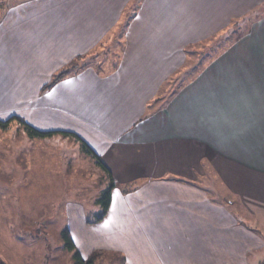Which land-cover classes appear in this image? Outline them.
<instances>
[{
  "label": "crops",
  "instance_id": "obj_1",
  "mask_svg": "<svg viewBox=\"0 0 264 264\" xmlns=\"http://www.w3.org/2000/svg\"><path fill=\"white\" fill-rule=\"evenodd\" d=\"M263 6L10 0L0 7V120L25 114L40 131L77 134L115 179L100 225L71 232L82 256L103 238L122 252L121 264H264V85H243L244 71L226 54L190 83L171 85L189 48ZM245 40L264 52V36ZM79 58L84 66L41 92ZM228 68L238 80H227ZM27 87L33 95H10ZM12 100L24 107H6Z\"/></svg>",
  "mask_w": 264,
  "mask_h": 264
},
{
  "label": "rangeland",
  "instance_id": "obj_2",
  "mask_svg": "<svg viewBox=\"0 0 264 264\" xmlns=\"http://www.w3.org/2000/svg\"><path fill=\"white\" fill-rule=\"evenodd\" d=\"M9 1L0 0V7L4 9ZM250 13L189 48L186 67L170 79L171 85L190 83L207 66L213 69L225 54L228 62L244 71L240 74L243 85H264V73L258 72L259 67L264 71V52L251 49V41L245 40L264 36V6ZM237 76L228 68V81L238 80ZM31 88L3 95L17 98L24 92L27 97L34 93ZM12 101L6 107H24ZM20 116V121L0 129V259L4 264H76L75 251L65 247L62 233L98 220L104 210L99 200L109 177L73 137L33 138L26 130L31 123L25 114ZM97 246L94 264H121L119 249L108 246L103 238Z\"/></svg>",
  "mask_w": 264,
  "mask_h": 264
},
{
  "label": "trees",
  "instance_id": "obj_3",
  "mask_svg": "<svg viewBox=\"0 0 264 264\" xmlns=\"http://www.w3.org/2000/svg\"><path fill=\"white\" fill-rule=\"evenodd\" d=\"M250 14H252V13H248L247 15H245L242 18L236 19L235 22H238L241 19L246 18ZM232 24H233V21H232ZM80 66H84V60L82 58L77 59L75 62L72 63V65L70 67H68V69H66V70L62 71L61 73H59L58 75H56L48 84H46L42 87L41 92L45 93L46 91H49L60 80H62L63 78H65L69 74L77 71ZM20 119L21 118H19V117H12L11 119H9L7 121L0 120V129H6L13 121H16V120L20 121ZM26 126H27L26 130L28 131V134L33 138L45 139L48 137H52L55 134H62L64 136L73 137L76 141H78L81 144V146H82L81 148L84 150L85 153L90 154L93 158L96 159L97 164L108 175L109 180H110V184H109L108 188L103 192V194L99 200V202L102 203L104 206L103 213H101V215L98 217V220H96V222H94V223H98L99 221H102L110 209V206L112 204V199H113V192H114V189L116 188L115 179H114L111 171L108 169V167L106 166V164L102 160V158L87 144V142L84 141L83 138H81L80 136H78L75 133H72V132H44V131H40V130L34 128L33 126H31L29 124ZM91 223H93V222H90V224ZM62 238L64 239L65 247L68 250L75 251L76 264H94L95 258L97 257L98 253L94 252L88 259L85 260L82 256V254L80 253V251L78 250L69 230H65L62 233ZM0 264H4L1 261V259H0Z\"/></svg>",
  "mask_w": 264,
  "mask_h": 264
}]
</instances>
